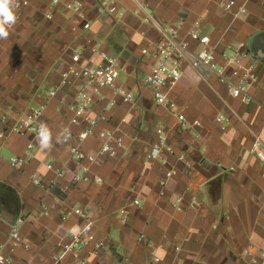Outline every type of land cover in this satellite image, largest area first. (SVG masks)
<instances>
[{
    "label": "crops",
    "instance_id": "obj_1",
    "mask_svg": "<svg viewBox=\"0 0 264 264\" xmlns=\"http://www.w3.org/2000/svg\"><path fill=\"white\" fill-rule=\"evenodd\" d=\"M28 1L9 36L0 39V118L8 115L11 124L43 106L38 121L50 130L52 147L41 149L33 134H10L0 141V253L9 259L0 264H76L69 253H62L58 263L53 259L68 235L87 223L75 207L85 211L104 241L99 254H82L84 264H150L155 250L160 264H264V160L249 151L256 136L264 144V58L252 55L264 51V0H236L247 9L240 14L222 8L221 0H142L146 12L137 13L135 1L118 0L123 16L110 14L100 0H74L83 3L89 29L65 8L66 0L59 5ZM147 12L164 27L181 24L183 37L200 21V32L210 36L220 64L231 70L236 64L227 58L237 56L243 68L253 65L258 77L250 86L253 101L233 97L209 67L186 64L170 93L174 107L157 105L145 76L160 32L144 20ZM192 48L198 45L193 42ZM97 49L117 58L122 69L117 84L132 93L133 101L105 88L89 107L91 115L102 117L81 149L98 153L106 129H117L123 145L116 156L82 161L101 182L75 183L72 175L79 164L70 149L79 144L83 125L72 121L71 107L79 91L89 87L83 74L68 70L76 52L82 54L81 63L92 57L98 61ZM179 113L186 118L184 127ZM219 115L226 117L225 129ZM157 127L175 149L164 153L166 165L161 158H148ZM29 142L34 144L32 160L12 166L10 158L24 155ZM46 163L67 172L57 177ZM169 168L176 174L166 179ZM35 172L56 184H34ZM134 199L140 203L133 204ZM16 216L27 217L20 231L29 248L10 241Z\"/></svg>",
    "mask_w": 264,
    "mask_h": 264
},
{
    "label": "built area",
    "instance_id": "obj_2",
    "mask_svg": "<svg viewBox=\"0 0 264 264\" xmlns=\"http://www.w3.org/2000/svg\"><path fill=\"white\" fill-rule=\"evenodd\" d=\"M53 4L59 5L61 0H52ZM107 11L113 15L123 16L124 11L121 10L118 0H100ZM138 4V10L147 9V5L142 3V0H133ZM19 7L16 9L17 20L21 17V12L25 6L29 4L28 0H18ZM64 6L73 15L80 17L84 24V29L91 27L90 21L87 19V13L84 10L83 3L74 0L64 1ZM220 6L227 11L236 10L237 14L245 13L246 7L238 5L236 0H221ZM46 16L51 18L50 12L46 13ZM144 20L146 22H153L158 27L160 36L154 43L152 51H149V55L152 59L150 69L145 76L147 85L152 89L153 98L157 105L165 106L168 108L174 107V103L170 99L171 91L180 82L183 75L184 65L189 64L193 68H198L201 65L209 67L215 71L220 79L227 84L231 95L240 99L244 103H251L253 96L250 93V86L258 79L254 66L250 65L242 67L239 63L237 56H231L227 58V62L230 64H236L231 70H228L227 64H220L215 50L211 44L210 36L202 34L200 32V21H194L192 27L187 32V37L181 35V24L170 25L164 27L159 23L152 14L146 13ZM145 32L142 31V34ZM198 45L197 49L192 48V43ZM148 49L143 48L142 52L146 53ZM95 54L99 56L97 61L95 58H90L88 63H81V52H76L72 56V66L69 68L68 73L83 74L86 77V84L89 89H81L77 95V103L71 108L75 112V116L72 121L77 124L83 125L81 131L78 134L79 144L74 145L70 149V157L72 160L79 164L77 170L73 172L72 179L75 183L80 181L101 182L103 179L98 174L91 176L90 167L87 164H82V161L86 160L89 163L97 161L99 155L116 156L118 154V148L123 145V136L117 129H106L104 133V141L100 147L98 153H87L83 151L80 144L88 137L92 136L96 132L100 116H93L88 112L89 107L102 96V90L105 88H111L121 93L126 101H133V95L129 91L122 89L118 86L117 81L121 74V67L116 57L110 55L108 52L97 49ZM51 95H55L56 90L50 92ZM113 102H110L112 105ZM109 105V106H110ZM43 112V106L32 108L28 113L18 117L9 123L8 115H3L0 118V122L3 125L0 127V141L10 134L37 135L40 123L39 117ZM178 119L181 126H186V118L184 114L179 113ZM126 119H123L125 121ZM226 120L224 115L217 116V121L221 124V128L225 129V125L222 124ZM195 125H199L200 122L195 120ZM155 140L151 143V148L148 153V158L152 161L162 159V164H167V158L163 157L164 153L174 154L175 149L169 143L168 136L162 127L155 129ZM34 144L29 142L27 144L24 155H14L10 158V164L14 167H22L28 164L32 158ZM250 153L255 154L260 159L264 160V144L260 136H256L249 149ZM182 158V156H180ZM46 167L50 170H54L57 177H62L66 174L65 168H55L52 163H46ZM176 174V170L173 168L167 169L165 175L166 179ZM32 181L34 184L41 187H51L56 184L55 179L50 181H44L38 173L32 174ZM166 181L163 180L162 184ZM139 199H134L133 204H139ZM74 213L79 214L87 219V223L84 227L68 235L67 240L60 244L62 251L53 255V259L58 263L62 258V253H69L76 259V264H84L85 258L82 254L86 252L90 255H97L100 253L104 246V241L97 238L93 229V222L87 217L85 211L80 207L73 209ZM121 213L124 218L127 217L126 209H122ZM27 219L26 216H18L15 222L12 224L10 241L14 246H23L24 248L30 247V242L24 237L20 231L21 225ZM178 248V247H177ZM246 255L251 256L252 252L247 250ZM264 257V253H263ZM9 261L8 257L0 253V263ZM253 261H256L254 258ZM161 256L155 250L153 252L150 264H160Z\"/></svg>",
    "mask_w": 264,
    "mask_h": 264
},
{
    "label": "clouds",
    "instance_id": "obj_3",
    "mask_svg": "<svg viewBox=\"0 0 264 264\" xmlns=\"http://www.w3.org/2000/svg\"><path fill=\"white\" fill-rule=\"evenodd\" d=\"M19 7L18 0H0V39L9 36V29L17 21L16 9ZM59 137L57 140L59 141ZM37 140L41 149H51L52 134L47 125L41 124L37 133Z\"/></svg>",
    "mask_w": 264,
    "mask_h": 264
},
{
    "label": "water",
    "instance_id": "obj_4",
    "mask_svg": "<svg viewBox=\"0 0 264 264\" xmlns=\"http://www.w3.org/2000/svg\"><path fill=\"white\" fill-rule=\"evenodd\" d=\"M255 54H258V55H257L258 58H264V51H262V50H259L257 53H255L254 51H252V55L255 56ZM17 217H18V216H16V219H17ZM16 219H15V220H16ZM14 222H15V221H14ZM14 222H13V223H14Z\"/></svg>",
    "mask_w": 264,
    "mask_h": 264
}]
</instances>
